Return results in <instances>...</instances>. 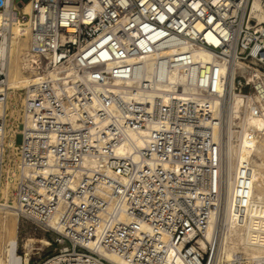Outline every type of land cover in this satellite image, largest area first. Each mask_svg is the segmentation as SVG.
<instances>
[{
  "label": "built area",
  "instance_id": "built-area-1",
  "mask_svg": "<svg viewBox=\"0 0 264 264\" xmlns=\"http://www.w3.org/2000/svg\"><path fill=\"white\" fill-rule=\"evenodd\" d=\"M13 27L31 80L17 107L0 51V204L53 232L51 264H112L101 251L161 264L173 245L213 264L219 221L204 232L225 197L231 95L264 118V0H0L6 46ZM251 174L241 167L238 205Z\"/></svg>",
  "mask_w": 264,
  "mask_h": 264
},
{
  "label": "bare ground",
  "instance_id": "bare-ground-1",
  "mask_svg": "<svg viewBox=\"0 0 264 264\" xmlns=\"http://www.w3.org/2000/svg\"><path fill=\"white\" fill-rule=\"evenodd\" d=\"M9 1L4 0L6 3ZM252 7L253 9L257 7L256 1L252 3ZM23 10L25 12L29 10L27 2L24 3ZM23 43L27 46V37L20 36L16 27L12 28V36L7 46L5 42H0V51L5 49L8 51L6 84L11 91L27 86L31 80L30 77L27 78L23 68L25 52ZM151 57L144 63L148 71H151L153 65ZM172 72L179 81L183 80V74L174 70ZM147 77L150 78V74ZM222 131L227 186L220 213L211 216L204 232L205 236L210 238L219 221L221 229L213 264H264V261L255 262L253 259L264 255V118L262 115L252 114L244 98L233 93L229 99ZM128 136L136 146L145 145L137 132L129 131ZM128 142H123L115 152L121 155L131 153L132 146ZM85 161L87 164L93 162L90 159ZM245 164L251 169L252 180L246 191L244 204L238 205L236 200L238 177L241 167ZM7 188L8 182L5 181L1 187V197L4 199L7 198ZM17 219L14 210L6 207L4 203L0 204V264H15ZM57 229L61 230L60 227ZM34 240L37 241L32 238L22 241L21 247L24 252L22 262L29 260ZM38 242L42 245L49 244L44 237ZM200 244L204 246L205 242L200 241ZM238 253H242L246 259L239 261ZM101 255L112 264H133L107 251H101ZM54 260L55 257L50 256L42 264H51ZM161 264L189 263L180 251V246L173 245Z\"/></svg>",
  "mask_w": 264,
  "mask_h": 264
},
{
  "label": "rangeland",
  "instance_id": "rangeland-1",
  "mask_svg": "<svg viewBox=\"0 0 264 264\" xmlns=\"http://www.w3.org/2000/svg\"><path fill=\"white\" fill-rule=\"evenodd\" d=\"M23 44L24 45L22 46L24 47L23 49L25 50L26 49L25 43ZM20 57H22V55H20ZM28 77L29 76L27 75V78ZM19 92L20 91L14 89L9 93V97L12 99V101H14L17 104V107L20 105L21 102V95H19ZM4 236H2V239ZM16 237H17V247H16V255H15V264L23 263L22 262L23 248L21 247V243L25 239L32 238L37 240V241L34 240L33 242V249L31 250L30 257L32 260L37 259L39 262L44 258L53 254L56 251V248H58L59 246L56 242H53L52 240V238L54 237L53 232H44L40 227H38L36 224L32 223L27 219H22V218L17 219ZM43 237L49 241L48 245H42V243L38 242V240Z\"/></svg>",
  "mask_w": 264,
  "mask_h": 264
}]
</instances>
